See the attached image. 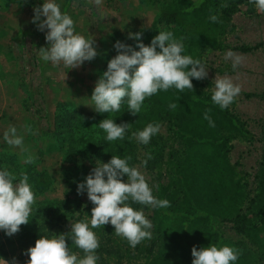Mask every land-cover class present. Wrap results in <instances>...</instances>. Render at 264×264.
Instances as JSON below:
<instances>
[{
    "label": "rangeland",
    "instance_id": "obj_1",
    "mask_svg": "<svg viewBox=\"0 0 264 264\" xmlns=\"http://www.w3.org/2000/svg\"><path fill=\"white\" fill-rule=\"evenodd\" d=\"M167 1L169 0H102L98 8L89 0H55L61 12L67 13L73 19L75 31L95 40L98 53L95 59L71 69L62 62H45L39 56L38 50L48 47L47 29L44 32L39 31L32 20L34 8L42 7L44 0H0V46L5 45L11 51V54H2L6 60L0 61V65L6 70L7 79L13 78L16 81L13 90L6 85L1 86L6 102L0 100V108L5 105L6 110L0 117V170L7 167L13 172L17 176L14 183L19 182L21 172L26 174L28 169L35 172L34 180L28 178L35 194L29 223L22 225L20 231L11 237L0 230V259L11 264L15 258L17 264H27L30 257L25 253L35 246L31 234L41 221L46 222V228L51 232L49 238L54 234L71 231V223H76L74 219L77 213L72 212L73 218L65 217L68 206L66 203L73 205L68 206L70 210L77 203L80 207H95L88 199L86 190L83 195L78 194V185L86 182V177L96 167L97 162H107L98 150L82 147L70 141L68 136L65 142L58 141L61 139V131L56 126V116L68 109L84 117L72 140L80 136L87 137L88 134L99 137V133L103 131L98 127L99 123L112 112H97L90 98L96 82L107 71L108 63L118 55L114 45L120 41L134 47L129 33L137 29H152L155 36L159 34L158 30H168L169 27L156 22ZM254 11L249 14L246 7L241 6L232 16L231 28L223 38L228 50H206L201 53L200 60L205 64L208 76L198 80L199 84L193 91L211 97L217 75L227 76L241 86V93L228 109L244 123L256 140L252 143L241 139L234 140L230 160L233 163L239 162L242 170L249 174L248 187L255 192L254 177L264 151L261 141L264 126V12H259L255 4ZM242 48L252 50L241 52ZM229 51L242 58L241 64L235 70L232 67L233 60L225 59ZM44 64L45 72L42 67ZM126 105L128 106L127 101ZM144 111L145 103L137 115L140 116ZM159 124L160 131L153 135L154 138L147 145L138 142L132 136L134 131L128 129L134 145L130 166L138 167L152 190L158 183L170 185L175 190L174 174L169 163L171 158H178L176 156H179L180 148L173 145L168 138L171 129L167 122L162 120ZM10 126H15L18 135L23 136L22 147L9 146L4 141V132ZM26 126H30L35 134L28 132ZM149 155L151 159H148ZM29 156L34 157L31 164L26 163ZM145 160L146 166L143 164ZM124 180L126 182L127 177ZM140 210L150 220L151 206H145L138 211ZM44 216L47 217L43 218ZM49 220L53 227H49ZM87 222L90 224V220ZM92 231L99 243L105 241L103 225ZM261 239L264 242V233ZM262 246L248 247L260 257V260L256 258V264H264V243ZM193 247L187 245L188 255H192ZM83 256L84 252L80 258ZM104 260L108 263L97 261V264H115L112 258L104 257ZM132 260L142 263L141 258Z\"/></svg>",
    "mask_w": 264,
    "mask_h": 264
},
{
    "label": "trees",
    "instance_id": "obj_2",
    "mask_svg": "<svg viewBox=\"0 0 264 264\" xmlns=\"http://www.w3.org/2000/svg\"><path fill=\"white\" fill-rule=\"evenodd\" d=\"M241 6L246 7L249 14L255 12L254 3L249 0H169L160 10L156 22L169 27L177 40L183 38L182 55L200 59L203 51L225 52L229 49L223 38L231 28L232 16ZM213 15L218 17L217 22L210 20ZM140 32H143L141 42L150 45L155 37L153 30L142 28L133 31ZM132 43L135 47L137 41L132 39ZM251 50L240 49L241 52ZM192 83L194 87L199 84L194 78ZM262 99L264 101V93ZM126 101L127 98L120 110L112 112L108 118L117 124H130L129 130L134 132L162 120L169 125L168 138L180 148L178 158H171L169 163L174 174L175 190L161 183L153 189V195L157 199H167L170 207H151L152 237L144 239L135 248L126 239L117 236L110 223L103 225L106 237L96 250L98 261L108 263L105 257L114 259L115 264H139L132 259L141 258L140 264H192L193 256L186 252L188 244L197 250L214 244L239 250V258L233 264H256V258L260 260V257L248 247H263L264 243L261 239L264 233V151L254 177L255 192L248 187L249 174L242 170L239 162L230 160L232 142L241 139L252 143L256 140L254 135L228 108L221 109L211 97L193 90L180 92L174 87L168 91L161 90L144 101L145 111L140 116L131 114ZM172 103L177 105L175 109L169 108ZM206 112L214 121V127L204 119ZM83 119L76 111L68 109L56 116V126L61 131L58 141L65 142L69 137L70 141L82 147L96 149L107 163L112 156L132 158L134 145L129 130L122 140L108 141L104 131L99 133L98 138L88 134L87 137L72 140ZM261 141L264 144V126ZM154 145L157 146V143ZM26 172L31 181L35 179L34 170ZM36 176L39 177L37 172ZM68 206L65 217L73 218V212L77 213L75 222L91 220L93 207H80L77 203L73 211ZM131 206L139 210L146 205L132 203ZM49 221V227H53L52 221ZM70 232L64 233L69 234V249L81 257L83 251L75 246ZM31 235L35 243L42 236H51V232L47 230L46 222L41 221Z\"/></svg>",
    "mask_w": 264,
    "mask_h": 264
},
{
    "label": "clouds",
    "instance_id": "obj_3",
    "mask_svg": "<svg viewBox=\"0 0 264 264\" xmlns=\"http://www.w3.org/2000/svg\"><path fill=\"white\" fill-rule=\"evenodd\" d=\"M89 2L98 8L102 4V0ZM249 2L254 3L259 12H264V0ZM210 20L217 22L218 17L213 15ZM32 23L41 32L47 29L48 47L38 50L40 58L45 62H62L65 67L73 69L80 67L85 61H92L98 54L94 38L78 34L73 19L67 13L61 12L55 0H44L42 7H35ZM158 31L159 34L152 39L150 45L141 42L143 32L129 33V38L137 41L135 47L116 42L114 47L118 55L108 63L107 71L96 82L90 98L97 112H118L127 98L128 108L135 116L141 112L144 101L159 91H168L173 87L180 92L185 89L193 90V78H207L206 66L200 59L182 55L183 38L177 40L169 30ZM225 59L233 60L234 70L242 62V58L231 51L227 52ZM214 84L211 99L221 109H227L241 93V86L227 76L217 75ZM176 107L175 103L169 104L171 109ZM204 119L208 120L209 126H215L207 112ZM130 126L128 123L117 124L111 118L102 120L98 125L106 133L108 141L124 139ZM26 128L28 132L35 134L30 126ZM160 129L159 123H149L142 131L133 132L132 136L147 145ZM3 139L9 146L23 145V136L18 135L15 126H10L4 132ZM151 158L149 155L148 159ZM131 159V156H112L108 163L97 162L96 167L86 177V182L78 185V194L83 195L86 190L88 199L95 205L92 208L90 224L87 221L71 223L72 241L84 252L83 258L69 249V234H54L51 238L42 236L37 239L35 246L26 251L25 255L30 257L27 264H97L99 257L96 250L100 245L92 229L109 223L114 226L115 234L126 239L132 248L144 239H151L152 223L142 210H135L132 203L167 208L170 207V202L167 199H157L153 195L152 188L138 167L129 165ZM33 162L34 157H27L26 163ZM143 164L146 166L147 160ZM124 177H127L126 182ZM16 180L17 176L7 167L0 170V230L9 237L18 233L22 225L29 223L35 202V194L27 174L21 172L19 182L14 183ZM239 255V250L230 246L217 247L212 244L199 250L194 246L192 264H233ZM0 264H9V261L0 259ZM11 264H17L15 258Z\"/></svg>",
    "mask_w": 264,
    "mask_h": 264
},
{
    "label": "crops",
    "instance_id": "obj_4",
    "mask_svg": "<svg viewBox=\"0 0 264 264\" xmlns=\"http://www.w3.org/2000/svg\"><path fill=\"white\" fill-rule=\"evenodd\" d=\"M9 48L6 47L5 45L3 46H0V61H3V60H6V57L2 54H11V51L8 50ZM14 53V52H12ZM44 66H46V64H44L42 67H43V70L45 72V68ZM18 71V69L16 70V72ZM19 74V73H18ZM46 78V77H45ZM13 80V81H12ZM17 80V79H16ZM16 81L13 79V78H8L7 79V74H6V70L4 68H1V65H0V100H3L6 102V98L4 96V90H2V87L1 86H4L6 85V87H10L12 90H13V85L16 84L15 83ZM6 110L5 109V105L2 107V109L0 108V117L2 116V113L3 111Z\"/></svg>",
    "mask_w": 264,
    "mask_h": 264
}]
</instances>
